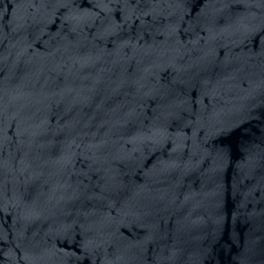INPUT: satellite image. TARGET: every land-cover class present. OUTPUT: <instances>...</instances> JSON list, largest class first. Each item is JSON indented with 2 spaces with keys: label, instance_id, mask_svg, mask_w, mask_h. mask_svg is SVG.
Returning a JSON list of instances; mask_svg holds the SVG:
<instances>
[{
  "label": "water",
  "instance_id": "1",
  "mask_svg": "<svg viewBox=\"0 0 264 264\" xmlns=\"http://www.w3.org/2000/svg\"><path fill=\"white\" fill-rule=\"evenodd\" d=\"M0 264H264V0H0Z\"/></svg>",
  "mask_w": 264,
  "mask_h": 264
}]
</instances>
